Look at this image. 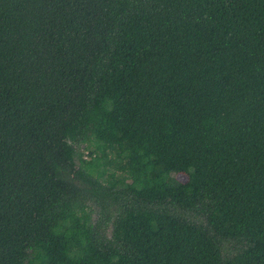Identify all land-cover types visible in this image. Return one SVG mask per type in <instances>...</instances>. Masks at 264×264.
<instances>
[{
  "label": "trees",
  "instance_id": "trees-1",
  "mask_svg": "<svg viewBox=\"0 0 264 264\" xmlns=\"http://www.w3.org/2000/svg\"><path fill=\"white\" fill-rule=\"evenodd\" d=\"M0 264H264V0H0Z\"/></svg>",
  "mask_w": 264,
  "mask_h": 264
},
{
  "label": "rangeland",
  "instance_id": "rangeland-1",
  "mask_svg": "<svg viewBox=\"0 0 264 264\" xmlns=\"http://www.w3.org/2000/svg\"><path fill=\"white\" fill-rule=\"evenodd\" d=\"M175 177H177L180 181H184L186 179V176L183 173H179ZM97 209L98 208L94 204H90V206L87 208V210L91 212L90 215H91L92 218L96 217V213L94 211L97 210Z\"/></svg>",
  "mask_w": 264,
  "mask_h": 264
}]
</instances>
